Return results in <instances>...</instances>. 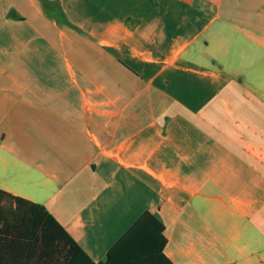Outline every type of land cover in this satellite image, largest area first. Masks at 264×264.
<instances>
[{"label":"crops","instance_id":"1","mask_svg":"<svg viewBox=\"0 0 264 264\" xmlns=\"http://www.w3.org/2000/svg\"><path fill=\"white\" fill-rule=\"evenodd\" d=\"M60 1L0 0V35L45 41L31 64L0 50V188L83 264L146 210L166 259L132 240L111 264H264V0Z\"/></svg>","mask_w":264,"mask_h":264},{"label":"trees","instance_id":"2","mask_svg":"<svg viewBox=\"0 0 264 264\" xmlns=\"http://www.w3.org/2000/svg\"><path fill=\"white\" fill-rule=\"evenodd\" d=\"M165 226L150 211H144L112 246L104 264H111L115 252L128 241H154L163 259L167 242ZM129 254L124 262L129 264ZM92 263L71 234L39 202L0 188V264H83ZM102 264V263H99ZM168 264H174L170 259Z\"/></svg>","mask_w":264,"mask_h":264},{"label":"rangeland","instance_id":"3","mask_svg":"<svg viewBox=\"0 0 264 264\" xmlns=\"http://www.w3.org/2000/svg\"><path fill=\"white\" fill-rule=\"evenodd\" d=\"M46 9L57 12V17L61 20L64 18L62 8H59L60 0H41ZM59 6V7H56ZM45 41L37 39L28 31L25 35H0V50L8 52L9 63H27L31 64L37 55V48L42 47ZM3 56V58H6Z\"/></svg>","mask_w":264,"mask_h":264}]
</instances>
